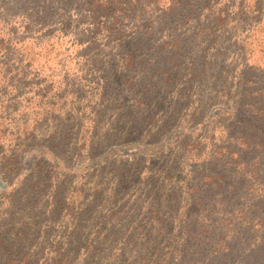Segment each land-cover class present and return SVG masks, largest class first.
Returning a JSON list of instances; mask_svg holds the SVG:
<instances>
[{
    "label": "rangeland",
    "instance_id": "1",
    "mask_svg": "<svg viewBox=\"0 0 264 264\" xmlns=\"http://www.w3.org/2000/svg\"><path fill=\"white\" fill-rule=\"evenodd\" d=\"M110 1L0 0V264H264V0Z\"/></svg>",
    "mask_w": 264,
    "mask_h": 264
},
{
    "label": "trees",
    "instance_id": "2",
    "mask_svg": "<svg viewBox=\"0 0 264 264\" xmlns=\"http://www.w3.org/2000/svg\"><path fill=\"white\" fill-rule=\"evenodd\" d=\"M128 1V0H127ZM129 3H131V1H129ZM109 4H116L115 3V0H111L110 2H109ZM111 10H113V9H111ZM95 12H97V10H95ZM113 21H115V19L113 20ZM108 32L109 33H114L115 32V30L113 31V28L111 29V30H108ZM131 62H132V58H130V56H128V64H130V66H132V64H131ZM124 139V138H123ZM38 188V187H37ZM22 235H25V233H23ZM16 250V249H15ZM21 264H23V263H21ZM25 264H29V263H25Z\"/></svg>",
    "mask_w": 264,
    "mask_h": 264
}]
</instances>
